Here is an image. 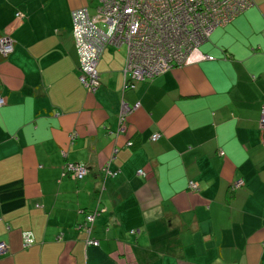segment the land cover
<instances>
[{
    "label": "crops",
    "instance_id": "0c3cea01",
    "mask_svg": "<svg viewBox=\"0 0 264 264\" xmlns=\"http://www.w3.org/2000/svg\"><path fill=\"white\" fill-rule=\"evenodd\" d=\"M95 2L0 0V264H264V0L150 81L127 85L126 46L107 45L89 92L71 12Z\"/></svg>",
    "mask_w": 264,
    "mask_h": 264
},
{
    "label": "built area",
    "instance_id": "2783aa9c",
    "mask_svg": "<svg viewBox=\"0 0 264 264\" xmlns=\"http://www.w3.org/2000/svg\"><path fill=\"white\" fill-rule=\"evenodd\" d=\"M251 3V0H96L94 16L89 15L86 7L75 9L71 12V22L79 62L78 80L87 91L96 89L99 85L96 65L104 48L111 44L126 46L124 75L129 86L150 81L182 66L193 48L205 42L214 29L232 22ZM15 17L21 18L22 15L16 13ZM12 50V39L6 33L0 34V55L5 57ZM2 104L0 98V106ZM122 111L120 121L130 109L125 106ZM259 126L264 129V107ZM157 137V134L152 135L153 140ZM64 172L81 179L87 169L83 164L68 162L64 165ZM241 184L242 181L238 180L234 187ZM188 186L197 187L192 181ZM92 220L93 215H86L83 227L88 235L91 228L86 224ZM32 241L31 234L24 232V246ZM86 242L97 245L94 240L87 239ZM6 249V244L0 241V255Z\"/></svg>",
    "mask_w": 264,
    "mask_h": 264
},
{
    "label": "trees",
    "instance_id": "16d2710c",
    "mask_svg": "<svg viewBox=\"0 0 264 264\" xmlns=\"http://www.w3.org/2000/svg\"><path fill=\"white\" fill-rule=\"evenodd\" d=\"M0 57H2L1 55H0ZM127 84H128V82H127ZM129 85V84H128ZM132 86V85H131ZM3 105V104H2ZM1 105V106H2ZM136 105V104H135ZM134 105V106H135ZM0 106V107H1ZM134 106L132 107V108H129L130 110H132L133 108H134ZM137 106H138V104H137ZM135 109V108H134ZM121 122V121H120ZM260 127V126H259ZM261 129V128H260ZM261 130H264V129H261ZM155 134H157V133H155ZM153 135V134H152ZM152 135L150 136V140L151 141H156L158 138H159V134H157L158 135V137L156 138V139H152ZM263 146H264V140H263ZM127 145H131L129 142H128V144ZM219 154L220 155H223V152L222 151H219ZM66 163H68V162H66ZM70 163H74V162H70ZM65 165V164H64ZM86 167V166H85ZM86 169H87V167H86ZM141 171V173H139L138 171ZM102 172L105 174V175H111L112 174V172H110L109 170H108V167H107V164L102 168ZM63 173L65 174V172H64V167H63ZM87 173H88V169H87ZM86 173V174H87ZM137 174H139V175H141V176H144L145 174H144V172H143V170L142 169H138L137 170ZM65 175H68L67 173L65 174ZM69 177H71L70 175H68ZM86 175H84L81 179H83L84 177H85ZM73 178V177H72ZM75 180H81V179H76V178H74ZM240 180V179H239ZM238 180H235L234 182H232L231 183V185H230V188L231 189H237V188H240L243 184H244V182H243V180H241L242 181V184L239 186V187H234V184H235V182H237ZM197 185V184H196ZM189 187V186H188ZM198 187V186H197ZM197 187L195 188V189H192V188H190L189 187V189L190 190H197ZM98 202H99V199H98ZM100 212H101V209L99 208V205H97V207H95V209L93 210V211H90V212H85V213H83V220H82V222L81 223H79V225L77 226V228L78 229H81L83 232H84V234H85V238H84V244L86 245V246H90L91 244H87V239H89V240H94V241H97V245H98V243H99V240H97V239H95V238H93L92 236H91V234H92V230H93V226H94V219H95V217H97L99 214H100ZM86 215H93V220H92V222H88L87 224H86V227H89V228H91L90 229V233H89V235H88V233L85 231V229H84V227H83V225H84V223H85V217H86ZM26 232H29V231H26ZM133 232V231H132ZM24 233V232H23ZM23 233H22V239H23ZM30 234H31V237H32V242H31V244L30 245H28V246H24V243H23V246L24 247H29V246H31L33 243H34V239H33V236H32V233L31 232H29ZM96 245V246H97ZM91 246H94V245H91ZM7 250H8V248L6 249V251L3 253V254H5L6 252H7ZM3 254H1L0 256H2Z\"/></svg>",
    "mask_w": 264,
    "mask_h": 264
},
{
    "label": "rangeland",
    "instance_id": "374dc122",
    "mask_svg": "<svg viewBox=\"0 0 264 264\" xmlns=\"http://www.w3.org/2000/svg\"><path fill=\"white\" fill-rule=\"evenodd\" d=\"M96 1V0H95ZM93 4V3H92ZM95 5H96V2H95ZM88 13H89V15L90 16H94V14H95V9H93V6L92 5H90V8H89V10H88ZM102 27L104 28V26L102 25Z\"/></svg>",
    "mask_w": 264,
    "mask_h": 264
}]
</instances>
